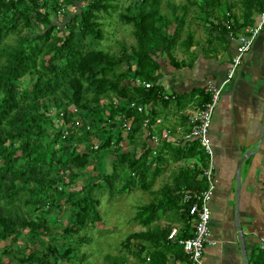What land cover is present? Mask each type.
Wrapping results in <instances>:
<instances>
[{"label":"trees","instance_id":"obj_1","mask_svg":"<svg viewBox=\"0 0 264 264\" xmlns=\"http://www.w3.org/2000/svg\"><path fill=\"white\" fill-rule=\"evenodd\" d=\"M116 1L0 0V264H77L76 245L60 247L57 238L100 223L101 190L150 191L170 154L175 162H195L179 169L155 201L137 208L133 221L145 230L129 234L120 250L133 247L137 264L189 261L178 243L193 236L192 204L184 202L183 191L205 188L208 157L197 143L164 142L155 150L143 124L154 125L157 107L166 110L170 103L163 97L166 70L195 61L194 55L189 61L173 55L176 46L192 52L193 32L180 40L188 10L197 8L212 44L213 37L230 41V33L236 38L254 26L264 0H241L239 17L226 0L167 3L168 15L162 0H137L119 15L122 25L132 27L135 44L111 53L100 49L101 18ZM231 21L229 30L223 24ZM136 81L150 87L133 86ZM174 95L177 105L180 95ZM167 214L170 223L161 225ZM173 227H179L177 242L168 240ZM28 244L36 248L27 254ZM247 264H264V248H255Z\"/></svg>","mask_w":264,"mask_h":264},{"label":"crops","instance_id":"obj_2","mask_svg":"<svg viewBox=\"0 0 264 264\" xmlns=\"http://www.w3.org/2000/svg\"><path fill=\"white\" fill-rule=\"evenodd\" d=\"M212 42L214 46L206 41L204 52H193L192 47L195 61L189 67L166 70L163 85L180 98L168 110L158 106L157 114L165 118L162 129H171L172 140L188 130L187 115H193L207 97L196 91L202 92L207 81L219 86L235 54L234 42L214 37ZM180 141L181 146L187 145L182 138ZM209 143L217 179L209 224L214 245L205 247L202 261L203 264H247L255 248H264V30L244 56L236 75L222 88L220 103L212 117ZM245 154L248 155L238 173V163ZM207 165L206 162L204 170ZM189 232L193 233L190 224ZM170 262L191 264L172 257Z\"/></svg>","mask_w":264,"mask_h":264},{"label":"rangeland","instance_id":"obj_3","mask_svg":"<svg viewBox=\"0 0 264 264\" xmlns=\"http://www.w3.org/2000/svg\"><path fill=\"white\" fill-rule=\"evenodd\" d=\"M136 1L137 0H118L115 2V10H111L108 16L106 15L101 18L104 39L100 42V49L111 53H118L120 45L131 48L135 44V38L132 35V27L122 25L119 22V15L124 12L125 8ZM192 1L201 4V0ZM226 1L230 4H235L231 12L233 15L239 17L241 13L239 8L241 0ZM167 3L174 6H181L186 4V0H162L161 11L168 15ZM197 12L198 10L196 7H192L188 10L184 19L180 40L184 39L187 31L190 30L193 32V52H204L205 47H207L206 39L209 38V32L203 20L197 17ZM177 13L181 16L180 10H178ZM212 46H214L213 43ZM173 55L178 60L184 59L185 61H189L191 60V55L195 56V53L190 54L188 52H183L179 46H176ZM166 91L167 93H171V89ZM184 103L185 105L187 104L186 101H184ZM171 106L174 107L173 104ZM189 108L190 106H188L186 110H189ZM161 121L164 123L166 120L164 118ZM163 127L164 124H158L157 130L161 132ZM151 129L155 132V125L151 126ZM194 162V159H184L183 161L180 160L175 162L171 154L166 156V163L162 166V172L148 192L138 187L124 192L116 189L112 195L108 191L101 190V193L98 195L100 202V223L89 226L85 230L79 231L74 236L67 237V239L57 238V240H59V246L63 247L66 243L76 245L75 249L79 255L77 264H112V259L123 262L121 264H137L134 254L131 252L133 247L130 248L129 252L120 250L121 242L129 234L145 230L138 223L133 221L137 208L151 201H155V199H157L155 197H159L163 187L172 184L173 175L181 168L193 166ZM90 169L91 166L87 170L90 171ZM95 174L96 173H93V175ZM169 219L170 215L167 214L161 219L160 224L168 225L170 223ZM64 223H66L65 219H63V224ZM153 227H155V225ZM58 232H61V229H58ZM22 243L23 240L21 239L18 246H21ZM2 246L3 243L0 244V248ZM35 248V246L28 244L26 253L28 254L29 251ZM107 257L111 259L107 260ZM7 264L14 263L9 261Z\"/></svg>","mask_w":264,"mask_h":264},{"label":"built area","instance_id":"obj_4","mask_svg":"<svg viewBox=\"0 0 264 264\" xmlns=\"http://www.w3.org/2000/svg\"><path fill=\"white\" fill-rule=\"evenodd\" d=\"M4 1L8 2L10 0ZM224 25L230 30V26L233 25V22L231 21L229 24L224 23ZM263 28L264 12L258 15L257 23L254 26L245 27L236 38L231 33L229 34V39L235 43V54L230 61L226 77L219 86L212 82L207 83L205 93L209 96V100L203 103L197 113L190 118V130L182 138L184 143H197L205 152L209 163L207 170L203 173L206 187L203 189H197L193 192H183L184 202L192 204L189 210V216L191 218L190 223L193 229V236L189 239L178 240V243L183 247L185 255L189 258L192 264H203L202 258L205 247L214 245L209 228L211 217L210 204L217 186V179L213 174V166L211 164L213 151L209 143V130L212 123V117L220 103L222 87L234 77L244 56L251 50L256 37L260 34ZM146 87L149 86L146 85ZM165 99H168V97L165 96ZM131 106L134 107V104ZM137 110L141 112L142 107H137ZM75 124H79V121L77 120ZM124 127L127 128V130L129 129L127 124H124ZM166 138L167 134L163 133L162 139ZM152 140L155 144L158 143L156 137H152ZM177 235L178 233L176 229H172L168 236V240L177 242Z\"/></svg>","mask_w":264,"mask_h":264},{"label":"clouds","instance_id":"obj_5","mask_svg":"<svg viewBox=\"0 0 264 264\" xmlns=\"http://www.w3.org/2000/svg\"><path fill=\"white\" fill-rule=\"evenodd\" d=\"M224 25V24H223ZM263 30H264V28H263ZM262 30V31H263ZM261 31V32H262ZM261 32H260V34H261ZM259 34V35H260ZM258 35V36H259ZM257 36V37H258ZM256 37V38H257ZM231 41V40H230ZM232 42V41H231ZM255 42V41H254ZM254 44V43H253ZM253 47V46H252ZM251 50H252V48H251ZM250 50V51H251ZM249 51V52H250ZM248 52V53H249ZM233 57V56H232ZM232 59V58H231ZM179 61H182V60H179ZM243 61V60H242ZM242 64V63H241ZM241 66V65H240ZM171 69V68H170ZM239 69V68H238ZM237 69V70H238ZM172 70H174V69H172ZM181 70V69H180ZM237 73V72H236ZM236 73H235V75H236ZM234 75V76H235ZM226 77V76H225ZM225 79V78H224ZM233 79V78H232ZM231 79V80H232ZM224 81V80H223ZM208 82H211V81H207L206 82V84H205V86H204V89H203V91H204V93H205V87H206V85H207V83ZM230 82V81H229ZM228 82V83H229ZM213 83V82H212ZM132 85L133 86H139V87H145V88H149L150 87V84H147V83H145V82H140V81H136V82H133L132 83ZM146 85H148L149 87H146ZM215 85H217V84H215ZM223 88V87H222ZM175 93H173V92H171V93H167V91L165 90V93H164V95H163V97H164V99H165V96H167L168 97V99H165V100H170V103L167 105V109L166 110H168V108L169 107H171V105L173 104H175V102H174V100H175V95H174ZM206 94V93H205ZM221 94H222V92H221ZM207 95V94H206ZM172 100V101H171ZM221 100V99H220ZM132 104H134V107H132V108H137V107H142V106H138V105H136L135 103H132ZM131 104V105H132ZM136 106V107H135ZM200 107L201 106H199V108L195 111V113L193 114V115H191V116H188L187 115V118H188V124H189V120H190V118H192L196 113H197V111L200 109ZM143 107H142V111H143ZM138 111V110H137ZM141 111V112H142ZM139 112V111H138ZM141 112H139V113H141ZM155 132L153 131V129H151V126L150 125H148V122H145L144 124H143V129H144V134H145V136H146V138H147V140H148V142H149V144H151L154 148H155V150H158L160 147H162V145L164 144V142H170V143H172V144H174V145H177V146H180L181 144V141H180V138H183L188 132H189V130H190V124H189V127H188V131H186L181 137H177L175 140H172L171 138H173L171 135V129L169 128V127H166L165 129H162V131L160 132V131H158L157 130V125L158 124H162V119L163 118H161V117H159L158 116V114H157V112H156V110H155ZM183 114H185V113H183ZM60 117H62L61 115H60ZM79 121V120H78ZM124 124H127L128 126H129V128H130V124L126 121ZM124 124H123V127H124ZM153 126V125H152ZM125 128V127H124ZM125 131L127 132V131H129V129L127 130V128H125ZM163 133H166L167 134V138L166 139H162V135H163ZM152 137H156V139L158 140V143L157 144H155L154 142H153V140H152ZM185 144H187V145H190V144H192V143H185ZM96 147V148H95ZM98 148V145H97V143H95L94 144V149L96 150ZM208 163V162H207ZM207 168H208V165H207ZM207 168H206V170H207ZM91 170V169H90ZM205 171V170H204ZM204 171L202 172V177L201 178H203V173H204ZM204 179V178H203ZM205 187H206V181H205ZM197 190V189H196ZM195 191V190H194ZM184 192V191H183ZM193 192V191H192ZM190 217V216H189ZM210 219H211V217H210ZM190 222H191V218H190ZM189 222V224L191 225V223ZM210 224V223H209ZM172 229H176V228H172ZM172 231V230H171ZM176 231H177V229H176ZM178 233V232H177ZM177 238H178V235H177ZM190 261V260H189ZM191 263V262H190ZM192 264V263H191Z\"/></svg>","mask_w":264,"mask_h":264},{"label":"water","instance_id":"obj_6","mask_svg":"<svg viewBox=\"0 0 264 264\" xmlns=\"http://www.w3.org/2000/svg\"><path fill=\"white\" fill-rule=\"evenodd\" d=\"M248 154H245L243 156V158L240 159L239 163H238V173H239V170L241 168V165L243 163V161L245 160V158L247 157ZM237 186L239 188V182L237 181ZM238 198V192L236 193V199ZM236 225H237V228H238V231L240 230V227H239V224L236 222ZM240 237H241V240H242V235L240 234ZM243 261L245 263V254H243Z\"/></svg>","mask_w":264,"mask_h":264}]
</instances>
